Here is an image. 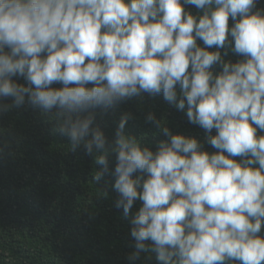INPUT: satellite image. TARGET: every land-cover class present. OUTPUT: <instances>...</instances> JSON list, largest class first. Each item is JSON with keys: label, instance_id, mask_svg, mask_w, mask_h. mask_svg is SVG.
Returning <instances> with one entry per match:
<instances>
[{"label": "clouds", "instance_id": "clouds-1", "mask_svg": "<svg viewBox=\"0 0 264 264\" xmlns=\"http://www.w3.org/2000/svg\"><path fill=\"white\" fill-rule=\"evenodd\" d=\"M257 3L0 0V98H12L0 111L20 107L27 97L51 113L54 131L67 137L72 152L83 147L94 154L97 181L115 154V206L127 218L142 202L130 219L132 260L154 253L158 264H264L258 235L264 136H257L264 132V9ZM184 5L202 14L193 16ZM197 38L217 50L199 47ZM220 49L243 60L226 62ZM214 65L221 69L216 75ZM56 82L63 86L51 87ZM144 93L186 109L189 123L219 151L209 154L195 138L173 135L152 113L147 121L167 138L155 152L126 134L128 113L109 143L94 110ZM213 129L216 135H208Z\"/></svg>", "mask_w": 264, "mask_h": 264}, {"label": "trees", "instance_id": "trees-1", "mask_svg": "<svg viewBox=\"0 0 264 264\" xmlns=\"http://www.w3.org/2000/svg\"><path fill=\"white\" fill-rule=\"evenodd\" d=\"M256 7L264 9V0H258ZM184 8L193 16L202 14L194 5ZM228 23L232 27L231 17ZM197 45L206 48L198 38ZM220 51L226 62L243 60L230 50L227 55L224 49ZM210 70L214 75L221 71L217 65ZM12 79L27 86L23 77ZM62 86L59 82L51 85L57 89ZM11 104L12 98H0V105ZM94 112L95 124L109 143L121 116L128 113L131 119L126 123V134L155 152L158 143L167 138L147 121L152 113L173 135L195 138L209 154L219 151L207 142L201 127L189 123L186 109L177 110L162 94L144 93L113 109L97 108ZM51 116L31 106L27 97L20 107L0 111V264H158L154 253L130 259L135 251L130 219L142 202L134 203L127 218L123 209L115 206L118 193L112 187L115 177L111 175L115 154L108 157L109 173L95 180L99 166L94 154H86L83 147L72 152L67 137L54 131ZM208 135H216V130ZM257 136H264V132L258 129ZM258 235L264 238V225Z\"/></svg>", "mask_w": 264, "mask_h": 264}]
</instances>
